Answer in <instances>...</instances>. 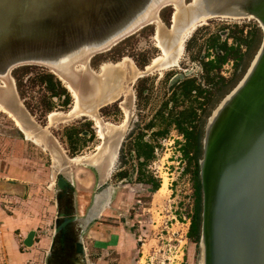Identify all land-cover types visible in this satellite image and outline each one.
Returning a JSON list of instances; mask_svg holds the SVG:
<instances>
[{"label": "rangeland", "instance_id": "1", "mask_svg": "<svg viewBox=\"0 0 264 264\" xmlns=\"http://www.w3.org/2000/svg\"><path fill=\"white\" fill-rule=\"evenodd\" d=\"M173 2L182 5L183 17L185 10L198 14L203 9L197 0ZM174 11L171 6L163 8L160 11L163 21L154 17L152 24L91 59L99 88L107 91L103 97L113 93V98L105 102L99 103L101 95H97L90 104L77 103L66 89L69 95L66 103L64 96H51L41 82L40 76L46 73L60 81L48 68L38 65L15 68L21 82L19 88L16 85L18 94H22L19 97L40 128L35 131L29 128L31 135H25L16 126L12 112L0 103V225L1 217L7 215L27 226L24 231L15 229L11 238L21 252L34 250L35 262L29 264H202L200 238L194 241L188 236L195 205L190 173L193 165L186 170L188 164L180 151L184 138L173 125L168 126L166 134L157 132L166 124L156 115L185 77H194L208 87L204 84L201 62L208 59L207 40L211 35L232 44L245 38L257 22L236 16L200 18L192 28H184L186 22H182L177 29L184 31L177 36L174 32L171 45H166L162 34L160 39L156 37L155 21L157 18L162 23L161 33H168L173 29L170 27ZM163 45L175 57L165 56ZM241 49L245 50L244 45ZM156 56L163 60L153 65ZM117 63L119 67L103 68L105 64ZM145 63L151 67L141 68ZM83 66L81 71L87 68L86 64ZM240 69L241 66L235 70L230 59L222 65L220 74L228 78ZM144 71L148 72L142 74ZM213 81L217 83V77ZM2 83L0 87L5 88ZM60 84L65 87L62 81ZM115 97L118 99L113 101ZM170 107L171 102L167 108ZM20 119L24 124L23 118ZM151 121L154 126L146 128ZM73 129L78 133L73 135L71 144L68 134ZM139 129L155 147L154 156L142 174L138 173L134 152L130 154L128 149L130 137ZM120 170L125 177L119 176ZM149 175L160 181L161 188L157 191L152 190ZM58 177L67 181L64 188L58 186ZM99 193L103 196L96 210L102 211L82 231L85 253L77 251L76 236L82 223L76 220L70 223L71 243L63 247L57 233L47 256L57 212L75 211L78 218L84 219ZM30 231H33L31 244L26 245L24 239ZM4 232L0 228V264H7V250L1 241Z\"/></svg>", "mask_w": 264, "mask_h": 264}, {"label": "water", "instance_id": "2", "mask_svg": "<svg viewBox=\"0 0 264 264\" xmlns=\"http://www.w3.org/2000/svg\"><path fill=\"white\" fill-rule=\"evenodd\" d=\"M173 1L0 0V81L12 79L20 99L12 71L38 65L64 77L80 103L90 102L98 86L91 59L149 25L152 13L160 17ZM205 1L211 3V18L254 19L263 39L246 73L204 128L199 160L203 264H264V0ZM86 58L90 71H77L76 65ZM57 184L64 188L67 181L58 177ZM99 194L84 219L75 211L57 212L54 226L60 241L70 223L81 221V232L87 227L97 214ZM32 235L27 234L26 245ZM82 248L80 235L77 251L84 254Z\"/></svg>", "mask_w": 264, "mask_h": 264}, {"label": "trees", "instance_id": "3", "mask_svg": "<svg viewBox=\"0 0 264 264\" xmlns=\"http://www.w3.org/2000/svg\"><path fill=\"white\" fill-rule=\"evenodd\" d=\"M262 39L263 31L257 23L252 24V28L245 38L236 39L234 41L235 43L232 44H228L226 39L220 41L218 35H211L207 40L208 51L206 57L208 59H202L201 62V67L204 71V84L206 83L208 87L202 86L194 77H185L178 82L170 97L162 104V107L156 115V117L159 116L161 122L166 124L161 131L157 132L162 135L166 134L168 126L173 125L184 138V141L180 145V151L188 164L186 170H190V167L193 165L190 173L192 176L195 205L194 213L191 216L188 236L194 241L199 240L201 233L202 191L199 177V160L202 156V138L207 119L211 115L216 103L225 97L244 76L261 45ZM243 45L245 48L244 51L241 49ZM209 56H212V58H209ZM230 59L234 61L235 70L240 66L241 69L239 73L235 72L232 76L226 78L220 74V69ZM148 63L143 64L141 68H144ZM24 66L22 69L25 68ZM14 70L12 73L16 78V85L19 88L21 82L19 75H17L18 69ZM214 77H217V83H212L214 82ZM40 80L46 84L51 96H64V101L68 103V91L66 92V88L62 87L60 81L55 80L52 74H43L40 76ZM19 95L22 97L21 92ZM170 102L171 107L168 109L167 107ZM178 104H181L179 109L177 108ZM152 126L154 125L151 121L146 128ZM77 133L78 131L73 129L68 134L70 143L73 140V135H77ZM128 143L130 145L128 147L129 153L134 152L137 158L138 173L142 174L143 168L147 166L150 159L154 156L155 147L152 141L144 138V133L140 129L132 139L130 137ZM72 149L74 148L72 147ZM118 174L121 177H125V173L122 170ZM148 182L151 184L152 190L157 191L160 187V181L152 175H149Z\"/></svg>", "mask_w": 264, "mask_h": 264}, {"label": "bare ground", "instance_id": "4", "mask_svg": "<svg viewBox=\"0 0 264 264\" xmlns=\"http://www.w3.org/2000/svg\"><path fill=\"white\" fill-rule=\"evenodd\" d=\"M186 0H184L183 2H185ZM196 1V0H195ZM198 2H199V6L200 7H203V9L202 10H200V11H198L199 13L198 14H196V13H194L193 12V10L192 11H188V10H185V12H184V16L185 17H183V16H181V14L180 13H182L184 10H183V7H182V5L181 4H179V3H175V2H173L172 4H171V7L172 8H174L175 9V11H174V13H173V25H172V27H170V28H173V29H171V30H169V32L168 33H161V32H163L162 31V29H163V25H162V23L160 22V21H162L161 19H160V17H158V15H157V12L156 11H154L153 13H152V15H151V17H150V24H152L151 22H152V20H153V18L154 17H157L156 18V21H155V23H156V37H158V39H160V36H161V34L163 35V38H164V40H165V44L167 45H171V38H172V34H174V32H175V35L177 36V35H180L181 34V30L182 31H184V28H192V26H194L193 24H195L196 23V21L198 20V19H200V18H202V19H210L211 17L209 16V12H208V8H210V5H211V3L210 2H206L205 0H197ZM196 3V2H195ZM190 5H194V4H191V3H189ZM174 5V6H173ZM197 5V6H198ZM185 6V5H184ZM187 7V6H186ZM230 8V7H229ZM198 10V9H197ZM187 17V18H186ZM231 17V16H230ZM232 17H235V16H232ZM237 17V16H236ZM237 18H240V17H237ZM182 22H186V24H185V26H184V28L183 29H177L180 25H181V23ZM149 24V25H150ZM178 26V27H177ZM176 32H177V34H176ZM174 38V37H173ZM177 42H178V44H180V42H179V39H177L176 40ZM180 41H182V40H180ZM175 42V41H174ZM162 43V42H161ZM176 44V43H175ZM166 45H163V46H166ZM175 46V45H174ZM162 47V46H161ZM179 49V48H178ZM163 53H164V55L165 56H169V57H171L172 56V52L170 51L171 49L170 48H167V46L166 47H163ZM171 52V53H170ZM175 54V53H174ZM172 57H175L174 55L172 56ZM160 59H162L163 60V58H160V57H155L154 59H153V61H152V64L153 65H156L157 64V62H159V60ZM162 60H160V61H162ZM172 62H174V61H172ZM170 63V62H169ZM81 64H86L87 65V68H86V70H84V71H90L89 70V67H88V58H86L84 61H81L80 63H78L77 65H76V67H75V69L77 70V71H81L82 70V68L84 67L83 65V67L81 66V68H78L77 66L78 65H81ZM168 64V63H167ZM110 64H105L104 66H103V68H107V67H116V66H118L119 67V65H120V63H117V64H112V65H110ZM149 67H151V65H148V66H146V69H148ZM145 69V70H146ZM83 71V72H84ZM53 73H55V75L56 76H58V78L60 79V81H62V83H63V85H65L66 87L65 88H67L68 90H69V92L71 93V95H72V98L73 99H75V101L77 102V103H80L79 102V96H78V93H77V91L72 87V85L68 82V81H66L65 80V78L64 77H62L61 75H59L58 73H56L55 71H52ZM148 71H144L142 74H146ZM92 73H95V70L94 69H92ZM107 73V72H106ZM105 73V74H106ZM109 73H111V72H109ZM108 73V74H109ZM3 81V80H2ZM0 85H1V81H0ZM99 85L100 84H98V86H96V88H97V94H96V96L97 95H101V97H100V101H99V103L100 102H105V101H107L108 99H110V98H113V93L112 92H110V94H108L107 96H105V97H103V95L104 94H106L107 93V91H102L100 88H99ZM2 87H5V88H1L0 87V93L4 96V101H0V103H2V104H4V105H6V106H2L3 108H6V109H9V111H11L12 112V114H13V116H14V121H15V124H16V126L19 128V130L20 131H22L25 135H27V136H30L31 134H30V131L28 130L29 128H32L34 131L37 129V127H39L37 124H36V122H34L33 121V118H32V116L31 115H28V111H26V109H25V107H24V105H23V103H22V101H21V99H19L18 98V96H17V93H16V91H15V85H14V82H13V80L12 79H9L8 81H6V80H4L3 81V83H2ZM104 89H105V87H104ZM95 96V97H96ZM120 98V97H119ZM95 99V98H94ZM93 99V100H94ZM97 99V98H96ZM116 99H118V97L116 98L115 97V99H113V101H115ZM98 101V100H97ZM9 103V104H8ZM91 103V101L90 102H87L86 104H90ZM16 105L17 107L16 108H19V111H17L15 108H13V105ZM80 105V104H79ZM79 108V107H78ZM83 112H86L85 110H83ZM89 112H90V110H89ZM98 113V112H97ZM50 116H52L53 117V114L52 113H50L49 114ZM33 123V125L32 126H30V125H28L27 123H26V120H25V118L26 117ZM20 118H23V123L24 124H22V120L20 119ZM25 125V126H24ZM40 128V127H39ZM33 135V134H32ZM38 136V135H37ZM36 136V137H37ZM35 137V136H34ZM75 160V159H74ZM162 184H164L165 185V183H162ZM163 187V186H162ZM161 188V187H160ZM160 190V189H159ZM103 195L100 193L99 194V196H98V198L97 199H99V197L101 198ZM100 209V208H99ZM97 210L96 212H97V214H99L102 210L100 209V210ZM57 229H58V225H56V226H54V229H53V233H52V236H51V238H50V245H49V247H48V249H47V251H46V255H49V253H50V251L52 250V246H53V237L57 234ZM83 242V241H82ZM82 250L84 251V253H85V247H84V243H83V248H82ZM201 263L203 264V258H202V260H201Z\"/></svg>", "mask_w": 264, "mask_h": 264}, {"label": "crops", "instance_id": "5", "mask_svg": "<svg viewBox=\"0 0 264 264\" xmlns=\"http://www.w3.org/2000/svg\"><path fill=\"white\" fill-rule=\"evenodd\" d=\"M2 224L0 225V228L3 229L4 236L3 239L1 240L4 246L6 247L7 250V256H5V260L7 264H29V262L34 263L36 257V254L34 253V250L30 252H21L16 243L12 240V232L15 231V229H21L24 231L26 229V225L19 221V220H14L11 216L3 215L1 217ZM81 237H82V232H81ZM50 245V239L47 244V249ZM85 247V245H84Z\"/></svg>", "mask_w": 264, "mask_h": 264}, {"label": "flooded vegetation", "instance_id": "6", "mask_svg": "<svg viewBox=\"0 0 264 264\" xmlns=\"http://www.w3.org/2000/svg\"><path fill=\"white\" fill-rule=\"evenodd\" d=\"M65 86V85H64ZM66 87V86H65ZM67 89V88H66ZM68 90V89H67ZM72 227H71V225L69 224L68 225V227H67V230H66V237L64 238V240L63 241H60L61 242V244H62V246L64 247L65 246V244H67V245H69L71 242H70V240H71V236H70V234H71V231H72V229H71ZM76 233V232H75ZM81 235V227H80V230L77 232V242H78V239H79V236ZM75 237V236H74ZM66 247V246H65ZM70 260H73V258L72 259H70ZM84 260V259H83ZM74 264V263H73ZM83 264V263H82Z\"/></svg>", "mask_w": 264, "mask_h": 264}]
</instances>
